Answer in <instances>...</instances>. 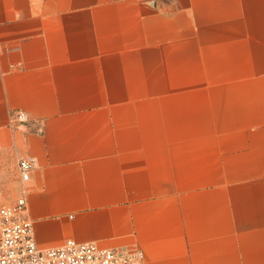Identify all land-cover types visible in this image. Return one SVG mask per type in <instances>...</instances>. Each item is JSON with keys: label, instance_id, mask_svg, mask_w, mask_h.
Returning <instances> with one entry per match:
<instances>
[{"label": "crops", "instance_id": "crops-1", "mask_svg": "<svg viewBox=\"0 0 264 264\" xmlns=\"http://www.w3.org/2000/svg\"><path fill=\"white\" fill-rule=\"evenodd\" d=\"M22 195L40 249L264 264V0H0V207Z\"/></svg>", "mask_w": 264, "mask_h": 264}, {"label": "built area", "instance_id": "built-area-1", "mask_svg": "<svg viewBox=\"0 0 264 264\" xmlns=\"http://www.w3.org/2000/svg\"><path fill=\"white\" fill-rule=\"evenodd\" d=\"M19 123L27 121L23 113ZM35 161L22 158L18 169L23 183L30 180ZM0 264H144L141 251L126 252L100 248L94 243L67 240L61 247L39 249L25 195L0 208Z\"/></svg>", "mask_w": 264, "mask_h": 264}, {"label": "rangeland", "instance_id": "rangeland-1", "mask_svg": "<svg viewBox=\"0 0 264 264\" xmlns=\"http://www.w3.org/2000/svg\"><path fill=\"white\" fill-rule=\"evenodd\" d=\"M19 114V113H18ZM17 116V115H16ZM27 117V116H26ZM15 121H16V123H19V122H17V120L15 119ZM27 122V121H26ZM25 122H23V123H19V124H24ZM19 165V164H18ZM19 170V169H18ZM9 179L11 180V181H13L14 180V178H13V175H12V173L11 172H9ZM16 200V199H15ZM14 200V201H15ZM10 203H12V202H10ZM10 203H5L3 206H5V205H8V204H10ZM2 206V207H3ZM1 208V207H0ZM35 237V236H34ZM37 244V243H36ZM40 249V248H39Z\"/></svg>", "mask_w": 264, "mask_h": 264}]
</instances>
